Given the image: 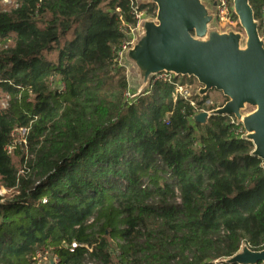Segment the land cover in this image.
<instances>
[{
	"label": "trees",
	"instance_id": "16d2710c",
	"mask_svg": "<svg viewBox=\"0 0 264 264\" xmlns=\"http://www.w3.org/2000/svg\"><path fill=\"white\" fill-rule=\"evenodd\" d=\"M5 1L0 186L12 195L0 196V264L46 251L54 264H226L243 244L264 249L253 142L233 116L193 118L227 98L200 97L194 77L174 76L127 99L117 52L136 22L130 0ZM250 4L264 36V0ZM139 7L156 15L147 0ZM176 82L197 84L196 108L174 97Z\"/></svg>",
	"mask_w": 264,
	"mask_h": 264
},
{
	"label": "water",
	"instance_id": "95a60500",
	"mask_svg": "<svg viewBox=\"0 0 264 264\" xmlns=\"http://www.w3.org/2000/svg\"><path fill=\"white\" fill-rule=\"evenodd\" d=\"M147 2L157 6L156 15L140 21L133 45L123 55L128 78L138 82V94L150 88L152 77L161 72L194 77L201 85L200 97L212 90L221 92L227 101L196 113L194 120L205 124L212 115L235 117L264 167V37L250 0H233L246 37L232 27L222 30L214 6L206 0ZM248 107L253 110L247 112ZM223 262L264 263V249L251 250L243 244Z\"/></svg>",
	"mask_w": 264,
	"mask_h": 264
},
{
	"label": "built area",
	"instance_id": "2783aa9c",
	"mask_svg": "<svg viewBox=\"0 0 264 264\" xmlns=\"http://www.w3.org/2000/svg\"><path fill=\"white\" fill-rule=\"evenodd\" d=\"M146 0H130L131 6H132V14L134 19L136 20L135 24L125 25L124 29L126 31L128 39L124 41L122 46L117 52V60L123 61L124 52L132 47L133 41L135 39V36L137 32L139 31V23L141 20L152 17L149 16L146 10L140 9V4L142 2H145ZM208 2L211 4V6H214L216 11V18L215 21L219 25V27L222 30H225L229 27H234L236 21L233 19L234 16V5L232 6L230 4V0H208ZM215 4V5H213ZM122 18V17H121ZM239 22V21H238ZM174 74L168 73V72H161L159 74H156L152 77L151 83H155L158 81H165V82H173ZM175 84V91H174V97L177 98L178 96L182 97L185 100H188L192 106L195 108L197 107L196 101L192 99V88L189 85L182 84L179 82L174 83ZM199 88V87H198ZM198 90V89H197ZM130 90L126 93V97L129 100ZM139 95V94H138ZM132 97V96H131ZM210 103V100L207 101ZM3 107H6V104L3 105ZM200 111H209V110H198ZM233 122H236V119L234 118ZM237 123V122H236ZM238 124V123H237ZM24 132V134H27V129L22 128L20 129ZM76 244H72V249L76 248ZM51 259L54 260V263L56 262V257L50 252L46 251L45 253H38L36 256V261L34 264H39L41 261H46L48 264H52ZM264 264V263H260Z\"/></svg>",
	"mask_w": 264,
	"mask_h": 264
},
{
	"label": "rangeland",
	"instance_id": "374dc122",
	"mask_svg": "<svg viewBox=\"0 0 264 264\" xmlns=\"http://www.w3.org/2000/svg\"><path fill=\"white\" fill-rule=\"evenodd\" d=\"M208 1V0H206ZM3 6H8L10 7L12 5V2L10 0H6L5 2L2 3ZM219 26V25H218ZM236 31H239L241 33H243V35L246 37V34L244 32V30L242 29V27L240 26L239 22H236L234 27H233ZM264 37V36H262ZM124 62H122V64H125V67L127 68V62L125 61V59H123ZM127 73H128V69H127ZM129 83H130V95H129V99L131 100L133 97L132 94L135 93V95L138 94V90H139V85L138 82L132 79H129ZM187 85V84H186ZM200 85V84H199ZM198 85V86H199ZM201 86V85H200ZM199 86V87H200ZM197 88V84L193 83L192 84V93H194L195 89ZM144 92V91H143ZM140 95V94H139ZM211 96V100L213 102H217V103H221L223 101L222 98V93L216 90H212L210 93ZM5 104V101L0 99V106L3 107V105ZM253 108L248 107L247 108V112L252 111ZM14 141H15V145L18 147H25V134L22 130H17L16 133L14 134ZM14 147L10 148V151L12 153H14ZM14 155V159L16 162V165L19 167L21 165V159L20 156H18L17 154H13ZM5 195V196H11L12 195V191L5 189L4 187L0 186V196ZM39 264H48L46 261H41Z\"/></svg>",
	"mask_w": 264,
	"mask_h": 264
}]
</instances>
